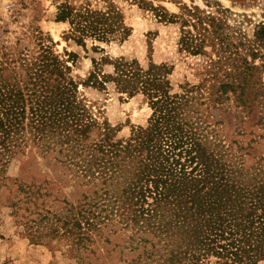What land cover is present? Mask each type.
<instances>
[{"label":"trees","instance_id":"16d2710c","mask_svg":"<svg viewBox=\"0 0 264 264\" xmlns=\"http://www.w3.org/2000/svg\"><path fill=\"white\" fill-rule=\"evenodd\" d=\"M158 16L166 13L160 9ZM55 19L67 21L68 37L85 48L89 40L94 51L103 52L96 42L130 33L111 3L98 10L65 2ZM200 36L182 30L181 47L198 53ZM35 38V50L0 48L1 180L9 177L6 165L16 159L24 133L33 131L44 147H60L83 176L108 188L79 208L78 227L114 219L132 231L131 242L158 254L155 264L264 262V65L256 62L264 56V20L223 57L228 66L219 81V60L210 62L203 90L202 83L172 90L173 66L165 62L142 65L107 54L91 57V70L78 82L68 64L75 54L60 58L45 36ZM78 84L112 89L121 99L141 95L151 112L118 137L119 127L93 117ZM203 104L222 111L221 119H208ZM229 118L235 129L222 134L217 125Z\"/></svg>","mask_w":264,"mask_h":264},{"label":"rangeland","instance_id":"374dc122","mask_svg":"<svg viewBox=\"0 0 264 264\" xmlns=\"http://www.w3.org/2000/svg\"><path fill=\"white\" fill-rule=\"evenodd\" d=\"M247 1L0 0V48L35 50V35L40 32L60 58L68 59L69 52L75 54L68 64L78 82L91 70V57L107 54L134 58L142 65L148 60L165 62L173 66L169 74L172 90H180L179 85L185 83L187 87L202 83L203 90L210 62L219 60L215 63L219 81L228 66L223 57L235 47L239 49L240 40L250 38L264 20V0ZM65 2L74 6L88 3L98 10L111 3L130 33L122 41L96 42L103 52L94 51L89 40L85 48L68 37L67 21L55 19L58 7ZM160 9L166 13L164 18L158 16ZM182 30L201 34L198 53L181 47ZM256 62L264 65V56ZM261 77L264 82V66ZM78 95L99 123L119 127L118 137L129 135L131 126L144 123L151 112L141 95L121 99L112 89L81 84ZM202 107L208 119L223 116L222 111H206L205 104ZM217 127L222 134L231 135L234 120L225 119ZM41 143L33 131L25 132L16 159L6 165L9 177L0 179V264H155L158 254L148 255L149 246L131 242L132 231L114 219L88 230L76 225L85 201L108 188L98 179L83 176L77 165L59 153L60 147L50 150ZM111 187L116 190L120 185L112 182Z\"/></svg>","mask_w":264,"mask_h":264}]
</instances>
